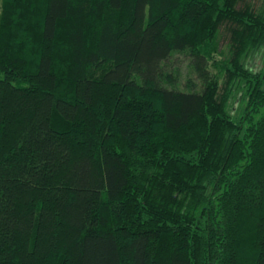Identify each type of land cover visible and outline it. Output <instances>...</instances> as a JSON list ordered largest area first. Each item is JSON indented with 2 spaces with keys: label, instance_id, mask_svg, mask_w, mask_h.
Masks as SVG:
<instances>
[{
  "label": "trees",
  "instance_id": "obj_1",
  "mask_svg": "<svg viewBox=\"0 0 264 264\" xmlns=\"http://www.w3.org/2000/svg\"><path fill=\"white\" fill-rule=\"evenodd\" d=\"M0 2V264H264V0Z\"/></svg>",
  "mask_w": 264,
  "mask_h": 264
},
{
  "label": "rangeland",
  "instance_id": "obj_2",
  "mask_svg": "<svg viewBox=\"0 0 264 264\" xmlns=\"http://www.w3.org/2000/svg\"><path fill=\"white\" fill-rule=\"evenodd\" d=\"M0 4H1V2H0ZM252 58H253V59H252ZM251 59H252V61H253V64H255V66H257V64H259V62L261 61V54L259 55L258 53H254V54L252 55ZM186 63H187V62L184 61V66H183L184 77H182L183 80H185L186 77L188 76L187 68H185V64H186ZM2 77H3V73L0 72V78H2ZM237 105H238V100L234 101V106L237 107ZM237 108H238V107H237Z\"/></svg>",
  "mask_w": 264,
  "mask_h": 264
}]
</instances>
